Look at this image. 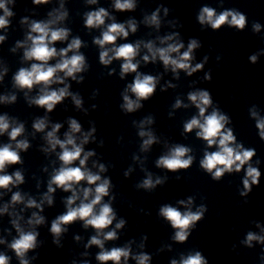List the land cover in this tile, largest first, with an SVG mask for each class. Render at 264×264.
<instances>
[{
  "label": "clouds",
  "instance_id": "clouds-1",
  "mask_svg": "<svg viewBox=\"0 0 264 264\" xmlns=\"http://www.w3.org/2000/svg\"><path fill=\"white\" fill-rule=\"evenodd\" d=\"M13 0H0V30L7 29L10 25V17L14 13L8 7V4ZM35 5H46L50 0H32ZM222 2V0H221ZM90 5H95L97 0H87ZM113 7L119 12H131L137 7L136 0H113ZM161 9L165 17L169 14V9L163 5L156 8L151 15L144 17L143 23L149 27H154L159 30L161 27ZM50 19L47 21H31L25 17L21 20L22 24H27L29 31L24 42H17L16 48H24L23 59L26 61H34L28 68H20L13 76L14 87L25 91L27 98L28 92H31L34 87L39 86V94L28 100L29 105L45 109L47 113H51L55 107L62 103L65 98L71 97L73 104L77 109L83 106V100L79 94H73L69 91L70 85L65 83V80L71 79L77 83H82L84 77L78 78L77 74L85 72L88 68L85 56L80 53V48L83 42L79 37L71 39L66 47L57 50L55 44L68 40L70 29L66 27H57L60 22L68 17V11L64 8V3L61 2L60 8L55 9L49 14ZM111 19L113 22L107 24L106 20ZM198 24L201 26V31L210 28L212 31H219L225 25L228 28L235 29L238 32L244 31L248 26V17L243 12L235 8L224 9L219 13L215 8L207 5L202 6L196 16ZM169 23L175 27L179 21H170ZM84 26L88 29H103L98 38H94L93 43L101 49L99 52V62L101 65L108 66L113 60L122 61L120 65V78L123 79L129 73H136L131 84L127 85L124 93H122L123 103L120 108L125 113H133L142 108L141 101L149 100L156 92L158 77L153 75H144L138 72L139 62L136 57L139 55L141 45L147 50V54L143 55L142 59L145 63L155 62L159 59L162 62L164 69L171 70L176 79H179V72L183 71L187 76L191 77L204 69L208 63L209 56L205 55L202 62L195 63V51L202 47L200 40L196 38L189 39L187 49L180 39L179 32H173L158 37L162 47H156L154 42L137 41L136 43H123L117 46V40L120 38L127 39L130 32L136 33L137 22L134 19H129L126 23H117L115 18L110 16V13L100 7L97 10L89 11L84 16ZM182 27V24H180ZM262 30V25L259 22L253 21L251 31L254 34H259ZM6 37L0 35V43L5 41ZM264 40V37H261ZM30 42V44H29ZM16 48L12 51L15 52ZM69 53L72 55L69 56ZM260 56H264V48L258 52L251 54L248 60L255 65ZM58 58V59H57ZM56 59V63L50 61ZM222 59L220 55L216 56V61ZM114 71V70H113ZM7 69L0 73V81L3 80ZM62 73V75H60ZM109 72V75H112ZM203 79L211 82V70L205 73ZM62 84L63 87L53 89L52 85ZM167 87H175L169 83ZM162 91L165 89H161ZM135 97L133 99L128 93ZM98 94V90L94 95ZM188 101L198 110V115H194L190 120L183 124L184 133H192L196 130L195 135L198 139L206 142L207 149L215 148L214 151L207 149L203 153V158L199 160V168L215 182H220L225 174L244 172L242 178V188L237 189L240 197L243 198V203H249L248 197L253 190V187H258L261 180V170L258 167L260 160L257 159L253 166V158L257 156L255 148L245 147L243 142H238L234 129L228 127L232 124L230 115L223 112L219 106H213L214 101L210 91L198 89L191 91L187 96ZM17 100L16 95L0 96V103L13 104ZM96 106L93 105V108ZM188 107L177 99L173 108ZM212 109L209 112V109ZM86 111V110H85ZM249 116L255 121V129L260 141L264 142V116L260 114L256 105H252L248 109ZM171 115V113H169ZM154 122L151 116L140 121L138 127L139 137L142 138L140 150L147 152L151 146L158 142L157 137L151 130H146V125H151ZM135 124L136 122L133 121ZM69 130L64 133V139H60L57 133L60 131L62 124L55 123L51 130L47 131L44 139L48 145L42 149L43 152H55L60 149L58 159L60 167L54 169L47 185V192L43 194L40 202L29 197L25 202L24 195L20 191H15L11 195L10 203L4 204L0 208V215L8 214L14 217L11 224L17 233L10 243H7L8 249L14 254L19 264H30L27 258L30 251L38 248V236L36 226L45 223V217L40 215L43 212V205H53V194L57 188L64 192H71L65 201L66 212L58 215L50 226V233L53 237V244L61 247V236L68 231V225L76 221H82L85 229L91 227L95 230L96 235L91 236L85 248L96 246L100 249L95 259L99 264H128L129 260L135 261V264H150L152 256L147 252L141 251L133 254L131 249V241L123 247L105 248L106 241L117 240V230L123 229L126 225V220L121 218L115 227L108 230L113 222L117 219L116 212L113 209L111 202L105 203L104 198L109 197L110 189L113 187L109 178H102L100 173L107 171L103 163H93V167L98 168V172H92L87 168V162L90 157L96 155L94 151H85L84 145L89 143L90 139L94 140L96 128L93 126L88 132L82 133L81 124L73 118L68 120ZM48 127V118H38L32 128L35 132L43 133ZM25 132L23 123H18L15 119H10L6 114L0 115V136L7 134L10 143L0 146V189L11 192L12 188L24 183V175L17 170L12 174L6 173V168L10 165L22 164L20 153L26 152L30 144L27 139H18ZM76 134H82V139L77 143ZM14 144V146H13ZM103 146V141H101ZM192 149L182 144H176L169 148L168 152L161 155L156 160V167L165 169L169 173H179L182 170L187 171L194 163L195 157L191 154ZM134 160L139 157L134 156ZM78 161V165L76 162ZM47 171V169H45ZM132 171L130 168L124 173L128 177ZM181 177L176 176L179 180ZM168 177H159L155 179L151 173H147L146 178L135 185L137 190L143 189L146 192L154 191L157 186H163ZM86 182L88 187H81V183ZM201 200L206 197L201 196ZM112 199H115L113 196ZM195 196H188L186 200H178L177 203L183 207L172 206L171 204H163L159 208L158 215L162 217L171 228L174 234L171 239L178 243L184 244L189 240L192 232L196 229L199 222L205 218L208 211L205 203H200L195 206ZM77 201L79 203L77 204ZM17 204H24L26 208H35L39 212H32L31 217L27 220L29 228L26 230L20 223L22 219L17 213L9 212L10 208H14ZM23 211V209H21ZM259 232L247 231L240 244L248 249H253L256 245L264 246V225L257 221H251ZM76 241L80 240L79 236L75 237ZM147 236L142 237V241H146ZM4 239H0V244H5ZM139 247L143 249L145 244L142 242ZM233 245V250H235ZM171 251V246H168ZM163 251V248L159 249ZM87 255V252L83 253ZM34 256L32 259H36ZM11 257L4 252H0V264H11ZM260 260L264 264V249H262ZM75 264V262H73ZM87 264V261L84 262ZM170 264H209V260L202 254L200 250H191L186 255L181 254L179 260L171 259Z\"/></svg>",
  "mask_w": 264,
  "mask_h": 264
}]
</instances>
